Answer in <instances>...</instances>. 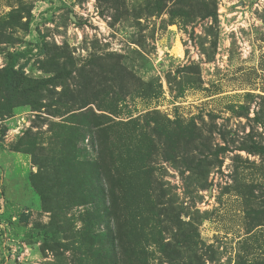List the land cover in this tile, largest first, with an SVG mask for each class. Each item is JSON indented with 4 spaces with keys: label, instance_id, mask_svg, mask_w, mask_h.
Wrapping results in <instances>:
<instances>
[{
    "label": "rangeland",
    "instance_id": "rangeland-1",
    "mask_svg": "<svg viewBox=\"0 0 264 264\" xmlns=\"http://www.w3.org/2000/svg\"><path fill=\"white\" fill-rule=\"evenodd\" d=\"M175 1L0 0V73L44 82L9 115L0 78V264H264V0ZM98 160L141 168L143 249L70 192Z\"/></svg>",
    "mask_w": 264,
    "mask_h": 264
},
{
    "label": "trees",
    "instance_id": "trees-1",
    "mask_svg": "<svg viewBox=\"0 0 264 264\" xmlns=\"http://www.w3.org/2000/svg\"><path fill=\"white\" fill-rule=\"evenodd\" d=\"M99 1L104 2L106 0ZM171 1L174 0H155V8L158 11H161L163 6H166L168 2ZM177 1L181 3L184 0H176L175 3ZM0 78L3 81V84H1L2 90H4V92L7 94V108L9 115L12 114V105L14 104V101L19 97V91L21 88L25 89L26 86H30L31 84L40 86L44 83L43 81H27L24 77L23 72L16 71L12 66L5 68V70L0 73ZM39 89L40 87H37L34 90ZM85 167L86 168L82 174L77 173V180L71 179L77 182L72 185V190H70V192H75V196L81 197L83 205L90 203L95 199V197H97L98 200L101 199L99 195H103L105 197L110 196L111 204L110 208H106L107 213L114 215L117 212L120 213L122 208V215L118 216L117 218L119 231L125 232L126 236L129 238H133L136 236L135 246L126 247L122 245V248L125 247L128 251H131L135 247H137V250H139V247L140 249H143L137 244L139 243L138 239L140 237V234L143 233L145 229V222L147 221V219H144L143 217L144 210L140 201L138 200L136 191L134 190V180L135 177L139 175L138 171L141 168H131L130 165H127L123 170L121 169L122 171H116V173H114L104 161L99 160L97 162H88ZM70 169L74 172V174H76L74 165L70 167ZM85 173L86 177L82 178L81 175ZM93 175H95L94 179ZM90 176L92 177V181L90 184H92L93 181H96L99 186L97 188H94L95 190L93 189L92 192L84 196L80 191L81 186L82 183L86 182ZM118 236L119 233L116 236L113 229V233H111L110 235L107 234L106 238L111 237L110 239L112 241H114V238L116 241H118Z\"/></svg>",
    "mask_w": 264,
    "mask_h": 264
}]
</instances>
